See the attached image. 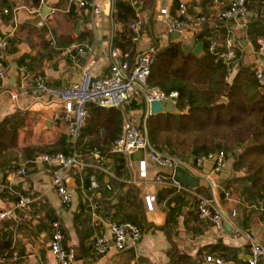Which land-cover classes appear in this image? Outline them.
I'll return each mask as SVG.
<instances>
[{
	"label": "crops",
	"instance_id": "obj_1",
	"mask_svg": "<svg viewBox=\"0 0 264 264\" xmlns=\"http://www.w3.org/2000/svg\"><path fill=\"white\" fill-rule=\"evenodd\" d=\"M88 1L89 4L86 3L90 9H83L75 0H0V41L5 36H16L21 40L18 54L8 58L11 75L17 71L18 77L14 87L10 88V76L6 89L0 91V122L6 118L15 117L18 120H24L25 125L19 131L16 128L9 130L10 135H15L16 147L11 151L7 147L3 149V153L8 152V154L4 159H0V190L5 191V195L0 197V209L15 210L17 205L15 199L18 196L28 197L34 201L30 210L16 209L11 219L0 224V248L7 249L5 255H12L15 252L19 254L18 260L6 264H60L51 252L52 223L56 220L61 223L66 237V247L75 255L72 264H116V257L122 253L118 252L112 243L106 256H97L89 249L95 238L109 236V226L115 222L114 215L119 210L107 209V200L100 192L85 188L82 170H71L65 174L66 185L73 193V200L69 205H63L52 185V172L55 168L52 165L37 162V158L43 153L39 149L52 147L64 136L66 145L72 151L82 155L84 149L87 150L89 147L88 145H92L98 138L104 140L108 133L101 127L97 136L87 137L79 150H76V147L73 149L70 144L69 125L62 117L64 109L62 103L58 99H36L30 95L37 75H44L48 85L53 88H65L79 82L84 64L90 65L91 73L96 78L109 75L112 63L111 43L115 37H113V20L109 11L114 0ZM117 1L134 0H115V5ZM176 1L180 4L193 2L197 5L198 13L203 11L198 7V4H201L209 13L206 17L211 18L213 20L211 22L214 23L234 2V0H216L215 2L155 0L153 6L144 7L145 4L141 0L136 6L137 9H142L143 23L142 36L137 43V54L152 47L164 48L173 41L182 42V39L192 42L190 45L192 49L189 47L185 51L190 52V49L194 51L195 33H188L175 39L174 34L171 33L170 20L160 15L161 10L167 8L171 19L177 18L179 11L174 9ZM44 7L50 8L51 11H48V15L41 22L42 25H36L35 21L42 15ZM72 7L77 9L74 15L70 14ZM9 9L13 11V20L3 17V14H7L5 11ZM95 9L99 10V15H95ZM249 19L260 20L264 24V7L252 8L245 20L226 22L228 31L235 38L237 45L242 47L244 54L234 65L231 79L242 67H253L258 60L256 48L258 41L264 38H259L256 44L250 40L249 29L252 23ZM117 30H121L118 24H116ZM225 35L220 34L217 39L222 40ZM100 36L103 37L101 46L98 44ZM243 41H247L252 54L245 53ZM86 42L92 44L93 49L82 57L80 65H76L70 51ZM20 59H25L29 66L26 81L23 80L22 74H19ZM248 62L251 66H246ZM16 64L17 70L14 68ZM22 89L26 94L17 100L14 99L13 95L20 93ZM90 113L96 116L99 114L92 112V107ZM131 114L136 113H127L126 119ZM101 122L106 121L101 119ZM134 155H137V159L131 161L130 158ZM146 157L145 151L125 156L126 168L130 175L125 190L129 188L135 190L138 206L136 215L142 226V240L135 247L137 258L134 262L127 264H177L175 254L178 257H185L182 264H206L207 255L220 257V254L229 264L247 262L251 258L252 245L256 242H264V222L258 218L255 202L246 206L243 192L247 184V172L235 170L236 155L229 157L221 174L211 176L212 180L220 185L217 192L220 204L229 214L233 212L236 214L230 226L231 230L225 227L224 230L212 227L201 235L194 234V229L198 230L199 223L188 221L189 208H184L175 221H169L165 208L170 196L161 201V195L170 188L155 182L158 175L167 177L171 173L169 169H162L158 164L150 162L147 180L139 179L138 164ZM13 158L20 166L15 173L10 171ZM185 161L193 164L195 160ZM28 164H31L29 173L26 176L21 175L20 170H27ZM114 168L115 162L111 159L107 160L106 166L99 168L104 175L100 178L95 176L90 178L93 186L97 188L101 185H109L110 178L115 177ZM200 170L203 177L200 179V187L196 188L199 190L195 189V191L212 198L211 183L204 178L210 172L211 164L206 163ZM129 182L135 183L129 184ZM221 188L230 190L234 198H240L243 204L222 200ZM149 195H155L157 198L156 208L151 212L146 209L144 201ZM113 204L116 205L117 200ZM219 244L222 250L215 248Z\"/></svg>",
	"mask_w": 264,
	"mask_h": 264
},
{
	"label": "trees",
	"instance_id": "obj_2",
	"mask_svg": "<svg viewBox=\"0 0 264 264\" xmlns=\"http://www.w3.org/2000/svg\"><path fill=\"white\" fill-rule=\"evenodd\" d=\"M142 1L145 4L144 7L153 6L155 2V0ZM215 1L211 0V2ZM84 2L89 4L88 0H84ZM139 2L141 0L117 1L115 5V23L121 26V30L116 31L114 49L120 50L122 53H129L132 65L140 55L136 53V50L137 43L142 36L143 23L141 22V32L137 42L134 41L137 34L132 29L133 24L137 22L136 15L138 13L142 15V9L136 8ZM88 4L82 8L90 9ZM180 5V2L176 1L174 9L179 11ZM186 5L196 16H209L201 4H198V7L203 9L201 13L197 12V5L193 2L186 3ZM76 11L77 9L72 7L70 14L74 15L77 13ZM222 14L216 23L208 22L194 34L195 47L199 43L204 45L201 55L196 56L193 51L186 52L181 41H173L159 51L148 83L151 87H158L167 94L177 92L179 94L178 113L149 117L147 132L150 142L156 146L160 153L181 160H196L221 151L229 157L236 155L235 170L247 172V184L243 192L246 206L255 202L258 218L264 222V214L257 209L264 194V82L257 81L253 67H242L229 82V72L226 66L214 63V57L209 52L210 43L212 40H217L220 34L229 33L226 22L221 19ZM3 17L13 20V11L9 9V12L3 14ZM249 20L252 23L249 29L250 40L256 44L259 38H264V24L260 20ZM2 40L8 42L6 50L8 58L16 56L21 40L16 36H5L2 37ZM243 55L242 47L238 45L237 60H240ZM18 65L19 74L24 69L28 72L29 66L25 59H20ZM5 88L0 80V91ZM91 107L92 112L99 113L97 116L91 115ZM130 112L139 113L145 120L147 116L146 102L142 98H136L118 111H106L94 104L88 105L86 122L78 139L76 150L81 148L87 137L97 136L99 128L102 127L104 131H108L104 140L96 139L93 144L91 143L92 145H88L87 150L84 149L82 152L81 160L86 165L81 169L82 181L86 189L97 190L102 194L103 198L107 200V209L117 208L119 210L113 219L116 223L131 222L142 230L136 215L138 206L135 190L133 188L125 190L130 180L126 168V158L113 152V144L122 134L126 114ZM15 119L18 120L15 117H9L0 122L1 160L8 154V152L3 153V149L7 147L11 151L16 147L15 135L9 134ZM101 119H105L106 122L102 123ZM138 128L144 130L143 125H138ZM39 151L45 153L63 152L67 155L73 152L66 145L65 136L52 147L39 149ZM94 152L99 153L101 161L96 160ZM109 159L115 162L113 169L115 177L110 178L109 185L95 188L90 178L103 176L104 172L99 168H104ZM13 160L16 162L14 163ZM17 162L16 159H12L13 164L10 171L13 173L20 169ZM29 167L31 164L27 166V174ZM76 169L80 168L72 170ZM171 174L169 173L167 177H170ZM1 195H5V191L0 190V197ZM169 196L170 199H168L165 208L169 221H175L184 208H189L188 221L199 223L198 230L194 229L195 235H201L205 230L214 227L212 222L199 217V200L195 196L170 188L162 193L161 201ZM220 197L222 200L225 199L224 192H221ZM20 198L18 196L15 199L16 204ZM115 200H117L116 205L113 204ZM188 221L186 220V222ZM215 248L222 250L220 244ZM66 249L70 251L67 247ZM89 249L93 252L92 244ZM6 250L0 248V256H4ZM174 256L177 264L184 262V256L178 257L176 254ZM220 258L224 259V256L220 254Z\"/></svg>",
	"mask_w": 264,
	"mask_h": 264
},
{
	"label": "built area",
	"instance_id": "obj_3",
	"mask_svg": "<svg viewBox=\"0 0 264 264\" xmlns=\"http://www.w3.org/2000/svg\"><path fill=\"white\" fill-rule=\"evenodd\" d=\"M81 7L87 5L83 0H75ZM264 7V0H234L232 6L227 9L221 16L225 22H238L247 18L248 12L252 8ZM9 11L6 10L5 13ZM95 15H99V10H94ZM160 15L166 20H170L171 33H179L180 36L185 34L196 33L204 24L213 21L206 16H196L182 3L179 8V16L171 19L167 8H163ZM137 22L132 26L133 31L137 34L134 41H138V35L141 32L142 15H136ZM42 25V23H40ZM230 33V32H229ZM226 34L222 40H212L209 46V52L214 57L216 65H225L229 72V79L234 72V65L237 63V42L231 34ZM8 42L0 41V80L3 87H7L8 80L11 76V68L8 65V56L6 50ZM93 49L89 42L82 46H77L70 51L71 58L76 65H80L82 57ZM162 48L152 47L141 53L135 60L134 64L130 63V54L122 53L120 50L113 49L111 52L112 63L109 75L106 77L96 78L91 73L89 64H84L81 70V79L79 82L72 83L65 88H53L48 85V80L44 75H37L34 79V87L30 95L36 99L48 98L58 99L63 109V120L69 125L70 144L75 149L81 131L87 118V107L94 104L102 109L120 110L126 104L136 98H142L147 106L154 102L173 103L175 106L174 113L177 111V103L179 94L172 92L167 94L158 87H151L148 83L152 73V67L156 57ZM258 60L253 65L256 79L259 83L264 82V40L258 41L256 48ZM119 59V61H118ZM23 80H27L26 69L22 71ZM6 89V88H5ZM24 89V88H23ZM13 95L14 99L26 94L25 90ZM145 151L147 157L138 164V174L141 181L147 180L149 173V161L158 164L163 169L171 171L170 177L158 175L155 179L156 183L165 184L169 188L175 189L177 192H184L195 196L199 200V217L209 220L218 230H224L226 224L232 226L233 219L236 214H229L220 204L218 198V190L220 185L216 184L211 176L221 174L224 170L229 156L225 152L209 154L206 157L197 158L193 164L177 157H171L160 153L156 146L150 142L146 128L142 131L133 123L130 118L125 120L122 134L115 140L113 144V152L123 156ZM96 160L101 161L98 152H94ZM37 162L52 165L55 169L52 172V185L57 191L63 205H69L73 200V193L66 185L65 174L73 168L83 169L86 165L81 160V155L77 151H73L69 155L58 153H44L37 158ZM206 163L211 164L210 172L204 176L211 183L213 195L212 198L198 194L195 189L187 187L174 179L176 168L182 167L188 170L193 176L202 178L200 169ZM21 175L26 176V169L20 170ZM135 182H129L133 184ZM224 192L225 200L234 201L237 204H243V201L235 199L230 190L221 188ZM145 206L148 211H153L157 205L155 195L145 197ZM33 200L28 197H21L16 205V209L30 210ZM15 209V210H16ZM257 209L264 214V194L258 203ZM15 210L0 209V224L5 220L14 216ZM237 232L239 230L237 229ZM142 240L141 228L131 222L116 223L113 222L109 226V236H99L92 243V250L97 256H106L110 249L111 243L118 252H124L132 247H136ZM51 252L57 257L60 264H72L75 255L72 251H68L65 247V236L61 223L56 220L52 223V239ZM17 252L12 255L0 256V264H6L18 260ZM206 264H229L223 258L207 255ZM264 264V242H256L251 248V258L242 264Z\"/></svg>",
	"mask_w": 264,
	"mask_h": 264
},
{
	"label": "water",
	"instance_id": "obj_4",
	"mask_svg": "<svg viewBox=\"0 0 264 264\" xmlns=\"http://www.w3.org/2000/svg\"><path fill=\"white\" fill-rule=\"evenodd\" d=\"M48 11L50 12V8L48 7H44L43 9V13L41 16H39L37 18V20L35 21V24L38 25L40 24L43 19L48 15ZM109 14H111L112 20H113V37L115 36L116 33V24H115V19H114V15H115V0L113 1V5L110 8ZM174 34V38L177 39L180 37L179 33H173ZM99 46H101L103 44V37L100 36L99 37V42H98ZM242 45L245 48V53L247 54H252V49L251 47L248 45L247 41H243ZM114 49V41L112 40L111 43V52ZM204 49V45L202 43L197 44V46L195 47L193 53L196 56H199L202 54ZM119 61V59H118ZM15 70L18 69L17 64L14 66ZM18 77V72L14 71L11 75L10 81H9V87L13 88L16 80ZM175 110V106L173 103H162V102H158V101H154L152 103H150L147 106V119L151 116L154 115H159V114H172L174 113ZM174 179L177 182L182 183L183 185L190 187L192 189H196L200 187L201 184V180L200 178H197L195 176H193L188 170L182 168V167H178L176 168L175 172H174ZM225 228L228 230H231L230 225L226 224ZM137 258V252H136V248L132 247L122 253H120L117 257L115 263L116 264H127V263H132L136 260Z\"/></svg>",
	"mask_w": 264,
	"mask_h": 264
},
{
	"label": "rangeland",
	"instance_id": "obj_5",
	"mask_svg": "<svg viewBox=\"0 0 264 264\" xmlns=\"http://www.w3.org/2000/svg\"><path fill=\"white\" fill-rule=\"evenodd\" d=\"M183 41V44H182V46H183V48H184V50H188L189 49V47H190V45L192 44V42L191 41H188V40H185V39H182ZM191 49H192V47H190ZM191 49H190V51H191ZM248 65H246V66H251V65H249L250 63L248 62L247 63ZM234 78V77H233ZM232 78V79H233ZM232 79L230 78V80H229V82H231L232 81ZM129 115V114H128ZM147 117V116H146ZM130 118V120H132L133 121V123L135 124V125H143L144 126V128H146V130H147V118H145V120H143L142 118H141V115L139 114V113H136V114H131V116L129 117ZM13 123V122H12ZM25 125H24V120H22V119H19V120H16L15 119V121H14V124H12V127H11V122H10V127L11 128H16V130H20L21 128H23ZM13 130V129H12ZM31 137V136H30ZM45 152H46V150H45ZM45 152H43V153H45ZM43 153H41V154H43ZM131 161H135L136 159H137V155H134V156H132L131 158ZM151 161H149V163H150ZM163 169V168H162ZM205 196V195H204ZM206 197H210L209 195H207L206 194Z\"/></svg>",
	"mask_w": 264,
	"mask_h": 264
}]
</instances>
